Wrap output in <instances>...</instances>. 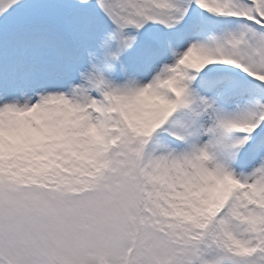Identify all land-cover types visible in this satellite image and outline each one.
I'll use <instances>...</instances> for the list:
<instances>
[{
    "label": "snow or ice",
    "instance_id": "6c2138e0",
    "mask_svg": "<svg viewBox=\"0 0 264 264\" xmlns=\"http://www.w3.org/2000/svg\"><path fill=\"white\" fill-rule=\"evenodd\" d=\"M0 264H264V0H0Z\"/></svg>",
    "mask_w": 264,
    "mask_h": 264
}]
</instances>
